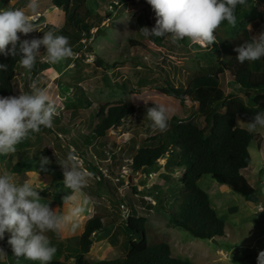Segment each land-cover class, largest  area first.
Wrapping results in <instances>:
<instances>
[{"label":"rangeland","instance_id":"374dc122","mask_svg":"<svg viewBox=\"0 0 264 264\" xmlns=\"http://www.w3.org/2000/svg\"><path fill=\"white\" fill-rule=\"evenodd\" d=\"M29 2L12 0L10 4V0H0V8L10 6L23 9L32 17L37 31L28 36L20 34V39L42 38L48 31L56 34L64 26L68 31H74L73 26L67 27L65 24L67 14L63 9L51 6L50 0H37L35 13L27 7ZM88 5L95 14L88 19L94 27L90 37L83 31L78 33L80 37L73 46L72 57L52 64L44 59L46 49L41 47V59L37 63L36 72L28 73L21 66L16 69L13 96L19 95L20 91L31 92L33 84L47 88L57 107L52 127L46 129L42 126L38 133H32L28 139L16 145L15 152L0 155V174H3L9 172L5 163L11 155L16 154L13 160L16 163L33 159L42 150L50 151L56 163H49L33 174L28 172L27 176L38 189L41 202L48 203L59 214H68L71 206L81 205L84 200V197L77 194L73 197L74 202L63 205L61 211L55 200L56 196L70 190L56 186L64 181L56 175L63 173L60 165L67 154H77L80 168L92 174L83 190L89 198L87 210L57 231V238H51L52 231L46 233L51 243L57 240L65 244L64 249L57 250L50 264H74L67 256L69 250L79 247V236L85 222L101 211L108 213L113 223L106 227V232L94 236L85 258L89 261H102L124 257L127 237L125 224L131 211L127 203L132 206L137 217L147 219L148 243L168 242L173 256L183 261L195 264H242L247 254L252 253L258 258L259 253L264 252V207L259 201L260 197H264V129L254 132L257 141L249 147L251 162L240 172L255 189L253 196L245 199L234 192L232 187L218 183L209 175H204L198 181V186L208 194L211 206L225 225V236L216 241L197 239L171 220L177 202L171 207L172 197L164 199L162 193H171L181 187L182 168L175 167V172L165 177V158L159 160L158 165L140 172H134L130 167L131 157L144 145V140L161 132L154 129L153 122L143 112L144 108L150 103H160L172 109L170 117L187 116L196 106L186 101L183 107L178 100L161 93V89L166 87L167 82L174 86H185L196 64L198 67H209L222 60L224 55H218L212 45L192 43L187 38L175 44L168 36L159 45L152 42L149 36L140 32L144 27L151 29L155 25V13L146 0H89ZM244 9L245 17L226 30L228 33L237 28L243 30V36L237 37L234 48L264 31V0H253ZM247 63L245 61L241 64L233 58L220 75V87L226 94L243 96L235 79L237 69ZM125 101L132 102L138 114L124 120L105 137L95 138L92 133L95 125L93 116L98 103ZM80 103L83 105L81 108L78 106ZM73 111L77 113L76 116ZM246 123L237 120L238 126L245 129ZM82 135L91 140L90 146L82 150L83 153L71 145ZM98 147L103 149L104 153L100 154L105 157L95 156V152H91ZM93 168L100 170L92 171ZM14 178L17 180V177ZM149 192H155V195ZM148 204L153 207L150 208ZM113 233V238L109 240L108 237ZM9 235L5 233V239L0 241V247L8 254L7 259L0 261V264H40L39 261L24 257L16 258L9 245L7 251L5 243Z\"/></svg>","mask_w":264,"mask_h":264},{"label":"trees","instance_id":"16d2710c","mask_svg":"<svg viewBox=\"0 0 264 264\" xmlns=\"http://www.w3.org/2000/svg\"><path fill=\"white\" fill-rule=\"evenodd\" d=\"M50 1L52 6L63 9L67 14L65 21L67 27L73 26L74 28V31L70 32L64 26L56 33L68 37L72 49L79 40L80 32L83 31L87 37L91 36L94 24L88 19L95 14L88 5L89 0ZM252 2L253 0H247L246 5L237 6L236 24L245 17L244 8ZM140 22L142 23L141 20ZM230 27L232 25L224 21L214 32L216 43L212 46L218 55H224L222 60L209 67H198L196 64V69L185 86H174L167 82L166 87L161 89V93L178 100L183 107L186 106V101L191 102L194 107L196 106L194 110L185 117L172 115L168 121L167 130L145 139L144 145L136 150L130 163L134 172H140L158 165V161L165 158L164 168L167 172L165 177L169 173H174L175 167L182 168L181 187L175 188L171 193L163 192L162 194L164 199L172 197L171 207L177 202L176 211L171 213L172 222L197 239L210 240L225 236L224 222L211 206L208 194L198 186V181L204 175H209L218 183L232 187L234 192L245 199H249L255 194V189L249 185L240 172L246 169L251 162L249 147L257 141V135L239 127L237 120L248 122L257 112L264 111V60L261 58L257 61H248L245 66L237 69L235 81L239 85L238 90L243 93L244 97L235 93L226 94L220 87L219 77L230 65L231 60L236 58L234 44L239 35L243 36L241 28L228 33L226 30ZM223 37L226 38L223 39ZM164 38L165 36H149V39L157 45L162 43ZM40 59L41 56H38L31 70L24 69L30 73L36 72ZM19 60V56L13 58L0 54V64L8 65L6 72L0 71V97L13 96L16 69L20 66ZM78 106L81 108L83 105L80 103ZM153 106L154 103L148 104L143 110L144 114L146 115L147 108ZM73 113L76 116L77 113L75 111ZM137 114L136 106L129 101L111 104L98 103L93 116L95 125L92 133L95 138L105 137L110 130L119 127L124 120ZM149 121L151 122L150 119ZM79 137L78 141L72 142L71 145L83 153L82 150H86V147L90 146L91 140L88 136ZM98 151L99 154H97ZM91 152H95V156L103 155L102 158L105 157L104 154H100V152L104 153L101 147ZM15 155L9 156L6 161L8 165L6 163L5 165L20 182L25 179L29 180L28 172L33 174L42 169L41 156L48 157L52 164L56 163L51 152L47 150H42L40 155L33 159L21 160L16 163L13 162ZM33 163L34 165H32ZM94 170L100 169L93 168L92 171ZM56 177L64 180L62 172L57 173ZM56 186L65 187L63 182L57 183ZM133 190L136 192V189ZM71 193L72 191L68 190L66 194L62 193L55 197L59 207L65 202L63 198ZM149 193L155 195V192ZM155 197L160 201V197L157 195ZM127 204L131 211L125 224V233L127 234L124 247L125 256L102 261H89L85 258L87 248L91 247L94 236L106 232V227L113 223V219H109L108 213L101 211L96 212L85 222L79 236V247L69 250L70 253L67 256L72 259L74 264H195L173 256L172 248L166 241L149 244L147 219L137 217L132 206ZM148 205L150 208L153 207L152 204ZM113 235L114 233L108 239L111 240ZM58 236V233L51 232V238L55 239ZM5 244L8 251L7 240ZM127 244L128 247H126ZM52 245L60 251L65 248V244L57 240H53ZM242 264H257V258L252 253L247 254L243 257Z\"/></svg>","mask_w":264,"mask_h":264},{"label":"clouds","instance_id":"9594fccd","mask_svg":"<svg viewBox=\"0 0 264 264\" xmlns=\"http://www.w3.org/2000/svg\"><path fill=\"white\" fill-rule=\"evenodd\" d=\"M12 0H10L11 4ZM155 13V25L144 27L140 32L144 36H168L173 44L187 38L192 43L212 45L216 43L215 30L224 22L236 24V8L246 5L247 0H146ZM33 13L38 8L37 0L27 5ZM251 26H249L250 28ZM37 31L32 17L23 9L0 8V54L19 56L21 67L31 70L40 49H46L44 59L56 64L74 55L69 38L52 31L45 32L42 38L20 39V34L28 36ZM10 46V47H9ZM236 60L257 61L264 58V31L253 36L234 49ZM8 65L0 64V71H7ZM172 109L164 104L154 103L146 109L147 117L153 122L154 129L164 132ZM57 114L55 102L47 88L32 85L31 92L20 91L19 95L0 97V155L16 151V145L28 139L32 133H38L41 127L51 128L53 117ZM247 131L254 133L264 129V111L257 112L246 123ZM79 156L69 152L62 163L64 186L72 191L65 196L66 203L72 204L73 197H84L81 205H73L68 214H59L48 203L41 202L38 189L29 180L20 182L14 174L5 171L0 174V241L5 233L10 234L7 244L13 256L24 257L40 264H50L57 253L47 232H57L74 218L81 216L89 203L84 188L88 185L91 173L80 168ZM41 167L50 163L46 156L40 157ZM75 227V225H73ZM8 257L0 247V261ZM257 264H264V252H260Z\"/></svg>","mask_w":264,"mask_h":264},{"label":"water","instance_id":"95a60500","mask_svg":"<svg viewBox=\"0 0 264 264\" xmlns=\"http://www.w3.org/2000/svg\"><path fill=\"white\" fill-rule=\"evenodd\" d=\"M262 202V206L264 207V197H260V200ZM256 210H258V208H256ZM213 241H216V239H212ZM89 248H87L88 250Z\"/></svg>","mask_w":264,"mask_h":264},{"label":"crops","instance_id":"0c3cea01","mask_svg":"<svg viewBox=\"0 0 264 264\" xmlns=\"http://www.w3.org/2000/svg\"><path fill=\"white\" fill-rule=\"evenodd\" d=\"M51 2V1H50ZM52 6V5H51ZM51 10V9H50ZM66 204V202H64L63 204H62V206L61 207H59L60 208V211L62 210V207H63V205H65ZM59 206V205H58ZM60 213V212H59ZM84 228V226L82 227V229ZM82 231V230H81ZM57 233V232H56ZM82 233V232H81ZM80 233V234H81ZM58 235H59V233H58ZM217 239V238H216Z\"/></svg>","mask_w":264,"mask_h":264}]
</instances>
